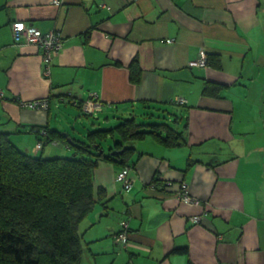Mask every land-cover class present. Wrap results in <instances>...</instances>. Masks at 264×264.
<instances>
[{"label":"crops","instance_id":"crops-1","mask_svg":"<svg viewBox=\"0 0 264 264\" xmlns=\"http://www.w3.org/2000/svg\"><path fill=\"white\" fill-rule=\"evenodd\" d=\"M15 21L60 32L48 74L39 49L14 41ZM207 52L220 54V70L191 66ZM134 57L137 85L129 80ZM204 81L225 85L221 97L203 96ZM0 93V132L30 154L32 126L74 135L59 115L73 116L69 109L89 97L103 103L96 115L105 122L139 114L149 101L186 124L187 146L136 145L142 155L129 190L115 166L99 163L94 184L106 188L108 212L97 204L81 224V264H264V0H0ZM176 97L187 103L168 104ZM34 99L48 108L23 105ZM62 145L44 143L38 153ZM188 159L195 163L184 171ZM155 177L173 185L156 191L148 186ZM180 182L197 204L177 197ZM121 219L125 247L113 242ZM177 247L187 252L169 254Z\"/></svg>","mask_w":264,"mask_h":264},{"label":"trees","instance_id":"trees-1","mask_svg":"<svg viewBox=\"0 0 264 264\" xmlns=\"http://www.w3.org/2000/svg\"><path fill=\"white\" fill-rule=\"evenodd\" d=\"M204 65L220 70V54L205 53ZM128 70L130 82L139 84L141 68L137 57L132 59ZM224 88L226 86L221 83L204 81L202 95L220 98ZM10 99L20 102L19 97ZM141 102L143 111L140 117H159V114L150 112L151 109L162 113V107L159 109L149 101ZM186 103L172 98L168 104L183 106ZM76 107L82 115H92L82 111L80 102ZM168 112L175 119L168 120L162 113L167 120L163 118L164 122L157 123H141L137 121V113L118 116L116 120L120 122L113 126L85 128L87 132L81 134L83 138L52 130L47 125L30 128L36 136L43 130L42 137L39 136L41 141L48 134L45 143L59 138L57 140L62 141L71 153L68 157L45 156L38 153L39 150L30 154L17 148L10 141L8 132H0V264H81L84 252L81 224L97 204L108 212L106 188L94 184L99 163H110L118 170L127 166L133 169L142 155L137 152L136 145L148 138L165 149L187 146L186 124L179 125L180 115ZM108 139L113 144L105 151L103 143ZM193 163L195 161L188 159L184 171ZM150 185L156 191H163L173 183H164L155 177ZM122 222H126V226ZM119 227L120 231L126 229L128 234L127 219H121ZM116 238L117 233L113 242L123 246ZM186 252V247H177L169 254Z\"/></svg>","mask_w":264,"mask_h":264},{"label":"built area","instance_id":"built-area-1","mask_svg":"<svg viewBox=\"0 0 264 264\" xmlns=\"http://www.w3.org/2000/svg\"><path fill=\"white\" fill-rule=\"evenodd\" d=\"M54 3L59 4V0H54ZM13 34L16 40H18L20 37H24L27 42L32 41L36 42L38 44V47L40 48L41 54H43L47 60L45 63L47 64L45 66V73H48V63L51 60L52 56L56 55V53L59 51V49L62 46L61 41V35L59 32L54 33L52 31L42 33L39 30L30 27L25 26L22 23H15L13 26ZM191 66H203L205 64V55L201 56L198 60L192 61ZM2 93H0L1 96ZM176 100L180 102H184V99L177 98ZM93 100H88V103L85 105V107H82V110L87 113H92V110L94 107L92 106ZM46 107V103L43 105L42 108ZM99 109V107L96 108V110ZM37 147H40V144L37 145ZM126 175V169H123L122 172L118 175V179L125 178ZM125 185L127 187L130 186V181L126 180ZM178 189L176 192L177 197L187 204H197L199 200H197L195 197L191 196L189 194L187 186L184 184V182H181L178 184ZM131 188V187H129ZM199 217H193V221H198ZM124 226V222H122ZM126 229H123L121 231V234L119 236V239H117L118 242L125 244L127 242L126 239Z\"/></svg>","mask_w":264,"mask_h":264},{"label":"rangeland","instance_id":"rangeland-1","mask_svg":"<svg viewBox=\"0 0 264 264\" xmlns=\"http://www.w3.org/2000/svg\"><path fill=\"white\" fill-rule=\"evenodd\" d=\"M52 1V0H51ZM54 1V0H53ZM57 32H59V31H57ZM60 33V32H59ZM43 63H45V61L43 62ZM205 66V65H204ZM62 109H64V107H61ZM163 108H166V109H168V107H163ZM170 109V108H169ZM168 109V110H169ZM68 110V109H67ZM69 111L70 112H72L71 114H73V116H69L67 119H63L62 117H61V114L59 115V118H61L63 121V126H64V128L65 129H67L70 133H73L76 137H78V138H83V137H81V134H85L87 131H86V129L88 128V129H90V128H106L107 126H110V125H115V124H118L119 122H120V120H114V119H112V117H110V120L109 121H107V122H105L106 120H105V118L102 116L103 115V113H100V116H97V115H89V116H84V115H82V112L79 110V109H77V108H70L69 109ZM170 112H172L171 110H169ZM136 112H138V111H136ZM150 112H154V113H156L157 115L159 114V117H155V118H142V117H140V114L142 113V109L140 110V112H139V114L138 115H136L137 116V121H139V122H141V123H147V122H154V123H157V122H164V119L163 118H165V120H167L166 119V116H162V113H159V112H156V111H154V110H150ZM65 116H68V115H66V113H65V110H63V112H62ZM67 113H68V111H67ZM74 117L76 118V120H78V121H75L74 120ZM170 118V117H169ZM173 118V117H172ZM68 120V121H67ZM68 122V123H67ZM92 122L93 123H96L95 125H92ZM170 122V121H169ZM82 124V125H81ZM95 126H97V127H95ZM72 128H74V130L75 131H73V132H71L70 130H72ZM86 128V129H85ZM149 140H151L150 138H148V139H146V141H149ZM145 141V142H146ZM140 143V142H139ZM112 144H113V141L112 140H110V139H108L106 142H104L103 143V148L105 149V151H107V148L110 146H112ZM62 148H61V150L60 151H58V152H56V153H53V154H51V153H49L48 151L47 152H45V156H61V157H65V156H67L68 157V155L70 156V152L69 151H67L66 150V148H65V146L64 145H62L61 146ZM123 169H125V167L123 168ZM118 175V174H117ZM116 175V176H117ZM127 239V238H126ZM127 242H128V240H127Z\"/></svg>","mask_w":264,"mask_h":264},{"label":"bare ground","instance_id":"bare-ground-1","mask_svg":"<svg viewBox=\"0 0 264 264\" xmlns=\"http://www.w3.org/2000/svg\"><path fill=\"white\" fill-rule=\"evenodd\" d=\"M52 2H54L53 0H52ZM15 23H22L23 25H25V26H30V27H33V28H35V29H37L36 27H34V26H32V25H28V24H25V23H23V22H21V21H15V22H13L12 24H11V31H12V37H13V39H14V41H16V42H18L19 43V40L21 39V38H23L24 40H25V43L26 44H30V45H33V46H35L37 49H39V55H40V59H41V62H44V61H46L47 60V58L43 55V54H41V51H40V48L38 47V44L36 43V42H32V41H29V42H27L26 41V39L24 38V37H20L18 40H16L15 39V37H14V32H13V26H14V24ZM37 30H39V29H37ZM40 31V30H39ZM52 32H54V33H57V30H51ZM41 32V31H40ZM47 32H49V31H47ZM42 33H46V32H42ZM61 35V34H60ZM61 41H62V36H61ZM63 44V43H62ZM61 49V48H60ZM59 49V50H60ZM59 52V51H58ZM57 52V53H58ZM55 56V55H54ZM54 56H52V58L54 57ZM52 58H51V60H52ZM199 59V58H198ZM197 59V60H198ZM50 60V61H51ZM196 61V60H195ZM47 64L46 63H44V69H42V70H45V66H46ZM48 66H49V63H48ZM192 67H203V66H192ZM49 68V67H48ZM48 74V73H47ZM2 96V95H1ZM1 96H0V98H1ZM177 98H181V97H176L175 99H177ZM93 100L94 102L92 103V106L94 107V109L92 110V115H96L97 114V111L98 110H102V108H103V103L102 102H100L99 100H95L94 98H92V97H89V98H86L85 100H82V101H80V103H81V107H85V105L88 103V100ZM182 99H184V98H182ZM184 102H187L186 101V99H184ZM46 103V107L45 108H42L43 107V105ZM23 105H25L26 107H30L31 109H47L48 108V101L46 100V99H34V100H31V101H24L23 102ZM97 107H99V109H97L96 110V108ZM83 111V110H82ZM84 112V111H83ZM84 113H86V112H84ZM43 133V130H41L40 131V133H38L37 134V144H36V146H35V153H37V151L38 150H40V149H42V147H43V145H44V143H45V141L47 140V135L48 134H45L44 135V138H43V141H41V140H39V135L40 134H42ZM57 139H59V138H56V140ZM58 141V140H57ZM53 142V141H52ZM59 142V141H58ZM61 142V144L63 143L62 141H60ZM38 144H40V147H37V145ZM64 145V144H63ZM125 169H126V175H125V178H123V179H118V175L122 172V170H123V168H121V169H119L118 170V172H117V176L115 175V180L117 181V182H119V183H121V185H122V187H123V189L124 190H129V189H131V188H129V187H132V179H131V176L129 175V173H130V171H131V167L130 166H127V167H125ZM126 180H128V181H130V186L129 187H127L126 185H125V181ZM151 184V183H150ZM148 185L149 187H152V185ZM124 224H126V222H124ZM120 234H121V231L119 230L118 232H117V238L116 239H119V236H120ZM126 238H127V240H129V234H127L126 235ZM126 244H127V242L123 245V247H125L126 246Z\"/></svg>","mask_w":264,"mask_h":264}]
</instances>
